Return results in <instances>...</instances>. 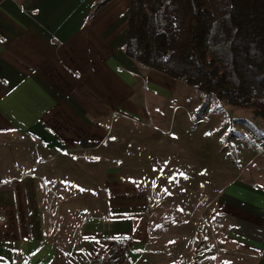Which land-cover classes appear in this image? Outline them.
Returning a JSON list of instances; mask_svg holds the SVG:
<instances>
[{"label":"crops","instance_id":"obj_1","mask_svg":"<svg viewBox=\"0 0 264 264\" xmlns=\"http://www.w3.org/2000/svg\"><path fill=\"white\" fill-rule=\"evenodd\" d=\"M130 6L0 0V264H264V120L160 138L149 120L202 99L126 55Z\"/></svg>","mask_w":264,"mask_h":264},{"label":"trees","instance_id":"obj_2","mask_svg":"<svg viewBox=\"0 0 264 264\" xmlns=\"http://www.w3.org/2000/svg\"><path fill=\"white\" fill-rule=\"evenodd\" d=\"M130 2L129 58L264 120V0Z\"/></svg>","mask_w":264,"mask_h":264},{"label":"rangeland","instance_id":"obj_3","mask_svg":"<svg viewBox=\"0 0 264 264\" xmlns=\"http://www.w3.org/2000/svg\"><path fill=\"white\" fill-rule=\"evenodd\" d=\"M182 84L184 86L186 85V83L184 82ZM186 93H188L187 89L186 91L182 92V95ZM190 93L191 98L193 96L194 99L195 97L202 99L201 107L203 109L201 116L202 118H209V121L196 123V121L198 120V116H193L196 121L192 124L190 123V115L188 114V112L183 107L175 108L176 104H173L171 110L169 108L166 110L167 118H165L164 122H160L161 124H159L158 120L154 117L151 119V121L149 120V122H152V124L154 125L151 127L152 129L156 128V126H159L163 131L166 132V134L160 133L159 137L164 140H171L174 138H178L179 136L183 137L185 133V135L187 137H190L193 142L201 141L200 137H202V142L206 141L209 146L218 145L219 143L226 144L227 142H229V140H232L231 138L236 134L232 132L229 125L236 122L234 120V115L242 113L243 110L231 106L225 102H219L213 95L207 97L196 89H194ZM173 109L175 110V113L178 111L176 114V118L175 116H172V113L170 112ZM184 176L185 175L177 174V187L178 184L182 183V178ZM172 178L174 177H171V179ZM147 179L151 181L152 177H147ZM155 179H159V183L161 184H166V180H168V177H156ZM154 184L155 185L152 186V190L158 189L159 186L157 185V182H155Z\"/></svg>","mask_w":264,"mask_h":264},{"label":"built area","instance_id":"obj_4","mask_svg":"<svg viewBox=\"0 0 264 264\" xmlns=\"http://www.w3.org/2000/svg\"><path fill=\"white\" fill-rule=\"evenodd\" d=\"M208 118H201L196 121V123H203L207 122ZM31 170L27 171L26 173L22 174L21 177L24 178L28 175H30ZM127 255V247L125 245H118L117 251L113 255L112 252H110L109 249L106 248V246L101 245L97 247L86 259L84 264H113L115 260H123L126 258ZM15 264H22L17 259V262Z\"/></svg>","mask_w":264,"mask_h":264},{"label":"snow or ice","instance_id":"obj_5","mask_svg":"<svg viewBox=\"0 0 264 264\" xmlns=\"http://www.w3.org/2000/svg\"><path fill=\"white\" fill-rule=\"evenodd\" d=\"M180 175H183V173H180Z\"/></svg>","mask_w":264,"mask_h":264}]
</instances>
